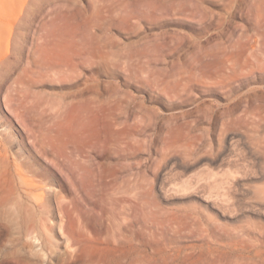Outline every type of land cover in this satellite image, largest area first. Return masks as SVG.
Returning a JSON list of instances; mask_svg holds the SVG:
<instances>
[{"label": "rangeland", "instance_id": "374dc122", "mask_svg": "<svg viewBox=\"0 0 264 264\" xmlns=\"http://www.w3.org/2000/svg\"><path fill=\"white\" fill-rule=\"evenodd\" d=\"M0 58V139L61 199L41 264L108 262L120 232L131 264H264V0H0ZM72 115L94 186L54 166ZM10 186L0 264L45 240Z\"/></svg>", "mask_w": 264, "mask_h": 264}, {"label": "bare ground", "instance_id": "6f19581e", "mask_svg": "<svg viewBox=\"0 0 264 264\" xmlns=\"http://www.w3.org/2000/svg\"><path fill=\"white\" fill-rule=\"evenodd\" d=\"M230 61H229V64L232 63V62L230 63ZM3 62L4 61L0 58V65H2V67H3ZM233 63H235V57L233 59ZM232 65H233V68H232V70H233L236 67H234V64H232ZM230 68H229V70H230ZM235 71H237V70H235ZM196 76H197V74H196ZM225 76H226V73H225ZM88 88H89V86H88ZM90 89H89V91H90ZM85 95H87V94H85ZM16 97L17 96L15 93H9V97H7L6 98L7 100L5 101V103L8 104L7 105L8 107L12 105L11 101L18 100V98H16ZM86 99L89 102L91 98L89 96ZM13 111H14L13 112L14 115L18 117L20 114L19 108L13 107ZM77 118L79 121L76 122ZM77 118L75 115H72V118L69 120L68 140L61 144V146H60L61 152L59 153L58 157L56 158L54 166L57 169H59L60 171H64L65 178L66 179L69 178L71 180L72 184H74V182H78V183L84 185L83 183L86 180L88 181V179H87V177H88L89 180L91 179V181L89 183H92L91 185L94 186L96 184V182L98 183L99 178L96 175L92 174L90 171H86L84 166H82V160H83L82 156L84 155V152H86V144L84 143V139H85L84 133L86 130L84 128V117L78 116ZM95 130L98 131V128L95 127ZM27 131H28V135H32V133L29 134V131H30L29 128L27 129ZM55 140H56V138L54 136H52V138H50V140L48 141L49 143L47 142V145H49V147L52 150H54L53 146L58 147V144H57L58 142H54ZM9 144H10L9 141L6 138L0 139V176L3 174L8 176L9 181L11 182L10 191H11V193H13L15 195L12 198H10V194H11L10 193L7 196V199L8 200L16 199V203H17L16 206L20 212V217L22 216L23 219H25L26 221L31 218L30 219L31 223H32V219H34L33 222L36 219L37 224L39 223V225L41 226V229L44 231V234H45V236H44L45 240H42L41 245H36L35 247H31V249L29 251H26V250H24L23 252L20 251V264L22 262L23 263L25 262V264H41L39 261H41L42 258L45 259V254L47 256L53 255L56 258L63 260L66 252L62 253V254H57L56 243L53 240V234H52V230L54 229V225L48 224L49 221L48 222L46 221V218L48 215L47 204L50 200V197H53L56 200L58 208H60L61 199L58 195H54V194L51 195L50 194V190H49L50 188L47 187L48 180H46L45 177L40 176L37 178H31L30 176L27 175L28 169L25 165L24 160L22 158L19 159L17 156L12 157L8 153L9 149H10ZM61 185L65 186L64 182ZM13 194H11V195H13ZM25 204H27L29 206L31 205V207L33 208V210H30L32 212H30L29 214L27 213L28 215L26 214L27 218H24L23 213L21 211ZM49 218H47V219H49ZM60 224H61V222H60ZM33 225H34V223H32V227H30V229L32 228V231L31 230L30 231L33 233V235L31 236V234H30V236L32 239L37 241V237L34 234V232L36 230H33ZM37 227H38V225H37ZM122 227L124 229H128V227H130V226L127 224V225H123ZM60 228L62 229L61 225H60ZM38 233L40 234V232H38ZM111 239H112L111 243L110 242L109 243L112 246V249L115 252H117V254H115L113 258L108 260V262H104L103 264H131L132 259H133L132 253H133V250H135L134 249L135 243L133 242L132 236L131 235H124L122 232H120V233H113V235L111 236ZM109 243H107V244L109 245ZM68 248H72V246L69 244ZM41 251H43L45 254L41 253Z\"/></svg>", "mask_w": 264, "mask_h": 264}]
</instances>
